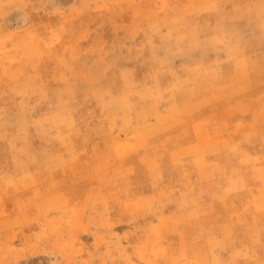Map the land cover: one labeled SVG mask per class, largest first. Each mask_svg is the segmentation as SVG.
I'll list each match as a JSON object with an SVG mask.
<instances>
[{
    "label": "rangeland",
    "instance_id": "1",
    "mask_svg": "<svg viewBox=\"0 0 264 264\" xmlns=\"http://www.w3.org/2000/svg\"><path fill=\"white\" fill-rule=\"evenodd\" d=\"M0 264H264V0H0Z\"/></svg>",
    "mask_w": 264,
    "mask_h": 264
}]
</instances>
